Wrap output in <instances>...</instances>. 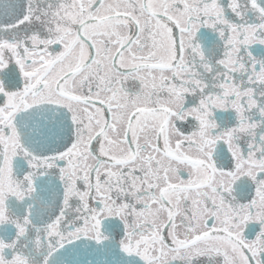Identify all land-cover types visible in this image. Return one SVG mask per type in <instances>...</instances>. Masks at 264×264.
<instances>
[{"label":"snow or ice","instance_id":"6c2138e0","mask_svg":"<svg viewBox=\"0 0 264 264\" xmlns=\"http://www.w3.org/2000/svg\"><path fill=\"white\" fill-rule=\"evenodd\" d=\"M0 264H264V0H0Z\"/></svg>","mask_w":264,"mask_h":264}]
</instances>
